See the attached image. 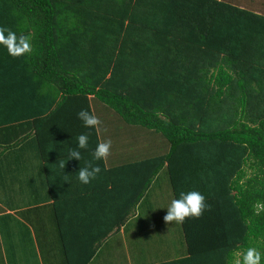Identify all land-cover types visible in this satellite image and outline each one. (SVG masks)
Wrapping results in <instances>:
<instances>
[{
	"label": "trees",
	"instance_id": "obj_1",
	"mask_svg": "<svg viewBox=\"0 0 264 264\" xmlns=\"http://www.w3.org/2000/svg\"><path fill=\"white\" fill-rule=\"evenodd\" d=\"M255 2L0 0V27L32 48L13 58L0 46V173L29 154L45 161L51 198L68 205L60 220L81 222L58 226L64 264H89L102 238L156 201L144 198L164 169L174 199L195 190L207 207L181 223L182 255L149 264H238L249 247L264 254V13ZM101 104L168 150L150 153L145 136L115 146L101 137L102 118L86 128L77 114ZM81 134L88 147L67 160ZM107 140L110 155L95 161ZM88 164L101 173L84 185L77 176Z\"/></svg>",
	"mask_w": 264,
	"mask_h": 264
},
{
	"label": "crops",
	"instance_id": "obj_2",
	"mask_svg": "<svg viewBox=\"0 0 264 264\" xmlns=\"http://www.w3.org/2000/svg\"><path fill=\"white\" fill-rule=\"evenodd\" d=\"M237 1H241V3L246 2V0ZM100 108L102 112V105ZM143 136H145L144 132ZM143 136L141 137L143 138ZM147 137L145 138L146 150L150 151V153L161 154L165 150H168L169 144L166 139L157 137L149 140ZM17 156L14 157L17 159ZM26 156L30 157L26 163H19L12 168L7 165L4 171L0 173V264H37L36 262L31 263L30 259L37 256L36 251L40 255H45L43 253L44 248L46 251L52 250V253L47 255L49 257L45 264H61L58 261H61V257H66V254L61 248L59 253L60 238L55 233L54 227H58L62 221L63 223L72 224H79L81 222L78 221V218L70 219L68 216L60 220V215L64 216V210L68 208V205L54 202V199L51 198V193L44 180L45 170L43 169V163L45 161H42L41 158L34 154ZM1 163L0 161V165ZM161 174L155 181L160 179ZM151 189H153V184ZM72 215L74 216V213ZM43 220H50L52 225H56L51 227V229L45 230L41 228L37 230V226ZM22 226H26L27 229L22 228ZM29 231L36 242L33 245L27 244V242L32 241L26 235ZM115 232L123 233L124 228ZM115 232L110 236L102 238V244L104 241L112 238ZM91 238L95 239L94 237ZM20 239L22 241H29L19 245L17 242ZM43 244H47L49 249L45 245L42 248ZM102 244L97 248V252L100 250Z\"/></svg>",
	"mask_w": 264,
	"mask_h": 264
},
{
	"label": "rangeland",
	"instance_id": "obj_3",
	"mask_svg": "<svg viewBox=\"0 0 264 264\" xmlns=\"http://www.w3.org/2000/svg\"><path fill=\"white\" fill-rule=\"evenodd\" d=\"M255 5L257 9H260V12L264 13V0H256ZM103 105L102 112L100 111L101 108L98 109L95 107L94 109L98 118L107 121L105 125L102 124L100 126L101 137L104 140L108 139V137L111 138L115 146L118 144L120 138L125 143L129 142L131 146L138 145L142 140L141 135H138V130L143 129V127L131 126L116 111L105 104ZM116 149L113 151L116 152ZM164 170V172L162 171L160 179L153 182V189L144 198L146 200L149 198V195H154L156 201L152 203H147V200L146 202L143 201V206L140 209L137 208L136 211L139 215L129 221L123 233L115 232L112 238L104 241L90 264H149L178 257L186 251L181 223H176L175 221L166 222L164 220L167 214L166 208L174 199L169 175L166 169ZM55 225H52L50 220H43L37 226V230L41 228L45 230L51 229ZM22 228L26 227L22 226ZM54 228L56 230L55 233L60 237L58 227L55 226ZM26 235L32 241L27 242L29 240L22 241L20 239L17 242L19 245L24 244V242H27L28 245L36 243L29 232ZM44 245L48 248L47 244H43L42 248H44ZM58 249L60 253L59 246ZM43 253L45 255H40L36 251L37 256L30 259V262H36L37 264L47 263L49 257L47 255L52 253V250L49 249V251H46L44 248ZM58 262L63 263L62 257L61 261Z\"/></svg>",
	"mask_w": 264,
	"mask_h": 264
},
{
	"label": "clouds",
	"instance_id": "obj_4",
	"mask_svg": "<svg viewBox=\"0 0 264 264\" xmlns=\"http://www.w3.org/2000/svg\"><path fill=\"white\" fill-rule=\"evenodd\" d=\"M0 46L7 50V53L13 58L30 54L32 51L30 40L27 36L17 34L5 27H0ZM78 118L83 122L84 126L89 129H94L100 125L99 118L90 113L87 110H81L78 114ZM88 147V136L81 134L77 137V147L73 148L68 153L69 159L81 160L82 155L79 149H86ZM111 141L100 142L97 144L94 152L93 159L95 161H102L107 159L110 155ZM65 160H60L57 166L63 171L65 167ZM101 173V168L88 164L87 166L80 168L78 171V180L81 184L87 185L92 180L96 179ZM207 205L205 202V196L199 191H187L180 192L179 198L173 199L171 204L166 208L167 214L164 217L166 222L183 223L186 218L195 217L199 218ZM264 261V254L256 247H249L243 254L242 260L238 261V264H262Z\"/></svg>",
	"mask_w": 264,
	"mask_h": 264
}]
</instances>
